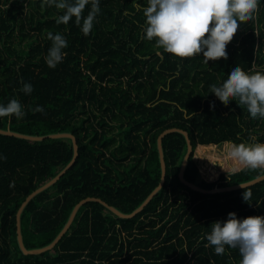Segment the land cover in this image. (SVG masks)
Segmentation results:
<instances>
[{
  "label": "trees",
  "instance_id": "obj_1",
  "mask_svg": "<svg viewBox=\"0 0 264 264\" xmlns=\"http://www.w3.org/2000/svg\"><path fill=\"white\" fill-rule=\"evenodd\" d=\"M146 6L147 0H100L94 27L84 35L75 17L57 24L63 10L44 0H0V103L17 99L25 112L20 119L0 118V129L30 136L71 133L78 145L74 157L69 137L29 140L0 133V264H239L238 249L226 246L218 255L206 236L229 212L264 216V179L212 194L191 189L178 178L187 144L177 131L162 139L164 184L133 217L88 201L51 249L24 254L18 244L22 202L73 158L23 207L27 249L50 244L85 197L101 198L124 214L140 206L159 183L157 137L166 128L187 131L192 152L184 177L204 189L264 174L213 164L224 144L251 143L252 137L264 143V119L252 118L235 100L224 104L210 87L236 64L264 71V0L251 19L241 21L229 55L208 64L202 53L181 58L145 39ZM49 32L68 42L55 68L45 61ZM23 82L32 84L31 94L21 91ZM37 105L44 110L33 111ZM244 191L251 192L247 202Z\"/></svg>",
  "mask_w": 264,
  "mask_h": 264
},
{
  "label": "clouds",
  "instance_id": "obj_2",
  "mask_svg": "<svg viewBox=\"0 0 264 264\" xmlns=\"http://www.w3.org/2000/svg\"><path fill=\"white\" fill-rule=\"evenodd\" d=\"M44 3L63 10L57 24H67L75 17V23L84 35L90 34L101 11L100 0H44ZM259 3L261 0H147V6L143 8L144 38L149 41L155 39L165 52L181 58L202 53L204 63L208 64L209 59L229 55V41L241 21L251 19ZM88 5L90 10L84 17L82 13ZM47 36L52 43L45 61L48 67L55 68L63 61V50L68 42L60 33L49 32ZM210 87L224 104L235 100L239 106L247 108L252 118L264 119V71H246L236 64L226 78L213 82ZM21 91L31 94L32 84L23 82ZM211 103L215 105L214 100ZM43 110L41 105L33 109ZM13 115L17 119L25 115L17 99H11L7 104L0 103V118ZM251 139V143L230 142L227 155L248 169H264V143L256 142L255 137ZM3 158L0 155V159ZM235 171L237 169L234 168ZM240 187L245 189L246 186L240 184ZM242 196L247 202L251 192L244 191ZM206 238L218 255H223L227 246L238 249L239 264H264V216L238 218L234 211L229 212L226 220L212 224Z\"/></svg>",
  "mask_w": 264,
  "mask_h": 264
},
{
  "label": "water",
  "instance_id": "obj_3",
  "mask_svg": "<svg viewBox=\"0 0 264 264\" xmlns=\"http://www.w3.org/2000/svg\"><path fill=\"white\" fill-rule=\"evenodd\" d=\"M173 131H177L180 132L184 135L185 139H186V144H187V151L184 155V158L182 160L181 163V167L178 173V178L179 180L186 186L190 187L193 190H196L198 192L201 193H205V194H212V193H216V192H224V191H229V190H233V189H237V188H241V185H245V186H249L255 182H258L262 179H264V174L261 176H258L250 181L244 182V183H240V184H236V185H231V186H226V187H214L211 189H204L190 181H188L185 177H184V170H185V166L187 164V161L189 159V156L192 152V144L189 138V135L187 133V131L177 128V127H170V128H166L164 129L157 137V148H158V153H159V160H160V166H161V176H160V180L158 185L153 189V191L147 196V198L140 204V206H138L136 209H134L131 213L128 214H124L122 212H120L119 210H117L115 207L109 205L108 203H106L104 200H102L101 198L98 197H85L81 200H79L70 216L68 221L66 222V224L64 225V227L62 228V230L59 232V234L54 238V240L48 244L45 247L39 248V249H27L24 244H23V240H22V235H21V224H20V214L21 211L23 209V207L25 206V204L38 192L44 190L45 188H47L48 186H50L51 184H53L57 179H59L61 177L62 174H64V172L69 169V167L73 164L74 162V158L62 169L60 170V172L58 174H56V176H54L53 178H51L48 182H46L45 184L41 185L40 187L36 188L34 191H32L30 194L27 195V197L25 198V200L22 202L21 206L19 207L17 213H16V232H17V240H18V244L22 250V252L24 254H38L41 253L45 250L51 249L57 242L58 240L62 237V235L66 232V230L68 229V227L70 226L78 208L84 204L85 202L88 201H98L100 203H102L106 208H108L109 210H111L113 213H115L116 215L123 217V218H128V217H133L135 214H137L139 211L142 210V208L147 204V202L150 200V198L162 187V185L165 182V175H166V166H165V161H164V154H163V150H162V139L163 137ZM0 133L2 134H7V135H13V136H17V137H21V138H25V139H29V140H41L45 137H50V138H60V137H69L72 140V145H73V149H74V157L77 155V150H78V145H77V140L75 138V136L71 133H54V134H49L47 136H30V135H25V134H20V133H16L10 130H3L0 129ZM186 158V159H185Z\"/></svg>",
  "mask_w": 264,
  "mask_h": 264
},
{
  "label": "rangeland",
  "instance_id": "obj_4",
  "mask_svg": "<svg viewBox=\"0 0 264 264\" xmlns=\"http://www.w3.org/2000/svg\"><path fill=\"white\" fill-rule=\"evenodd\" d=\"M223 152L222 154L218 155V161H216V163H213L215 165V167L217 169H226V170H231L232 168H239L241 167L243 164L240 163L239 161H237L235 158H229L227 155L228 152V146L227 145H223L222 147ZM223 155V156H221ZM221 156V157H219Z\"/></svg>",
  "mask_w": 264,
  "mask_h": 264
}]
</instances>
